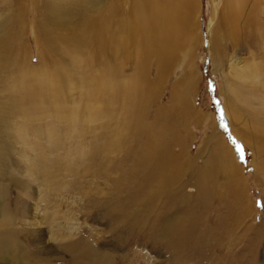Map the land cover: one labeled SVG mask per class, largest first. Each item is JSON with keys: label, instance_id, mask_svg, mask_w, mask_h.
<instances>
[{"label": "rangeland", "instance_id": "1", "mask_svg": "<svg viewBox=\"0 0 264 264\" xmlns=\"http://www.w3.org/2000/svg\"><path fill=\"white\" fill-rule=\"evenodd\" d=\"M17 1L0 0V38L7 36L8 27L24 31L21 40H10L13 49L4 52L9 65L0 71V205L11 214V243L29 250L34 264H79L74 261L76 248L54 241L55 228L63 237L70 231L89 245L96 259L88 264H264V3L255 5L261 28L254 36L242 25L245 14L235 21V44L221 40V70L211 62L217 52L208 49V41L217 21L218 36L223 34V0H169L181 15H190L197 40L193 47H177L170 69L153 85L151 103L135 106L138 113L146 109L140 117L153 122V136L164 135L160 142L166 149L160 148L157 157L167 164L158 166L153 186L139 195L151 215L144 216V205L131 207L123 216L135 213L134 219L121 223L97 207L120 186L124 192L119 198L126 205L134 187L119 177L132 174L128 163L112 167L116 156L129 158L122 149L117 155L111 152L130 137L121 118L107 117L112 110L99 102L96 106L94 89L84 82L67 86L57 105H49L42 94L33 96L43 87L50 93L56 83L68 82L64 77L80 81L52 64L43 72L36 53L43 43L36 37L37 27L59 33L77 24L79 11L69 0ZM255 1L246 2V12ZM143 5L138 1L132 8V0L120 4L132 46L121 57L124 81L140 69L139 75L153 82V44L133 57L137 28L131 21L145 17L140 37L153 41V8L151 2ZM23 54L27 61L21 62V72L27 78L10 66L12 58ZM148 55L149 60L144 58ZM237 67L245 71L239 79L229 73ZM188 73L194 75L192 87L184 81ZM237 86L245 101L227 105V110L225 102L231 103V89ZM180 97L188 103L183 115L174 112ZM90 108L98 109L96 118H89ZM6 216L0 211V225ZM143 218L147 225L139 228ZM153 219L157 221L149 225ZM167 227L168 232L161 231Z\"/></svg>", "mask_w": 264, "mask_h": 264}, {"label": "bare ground", "instance_id": "2", "mask_svg": "<svg viewBox=\"0 0 264 264\" xmlns=\"http://www.w3.org/2000/svg\"><path fill=\"white\" fill-rule=\"evenodd\" d=\"M70 1L72 2L73 7L79 11L77 24L73 26L68 25L66 29H61V31H58L59 33L47 31L45 28H43L44 26L41 25L37 27L36 30L38 35H36V37L39 36V38L43 40V43H40L41 48L36 50V53L38 55L37 59L39 63L44 64L43 72H45V69L49 70L51 68L50 65L52 64L56 69H59L61 74L70 73L72 76L78 77L80 81H75L71 77H64L68 80V82L56 83L52 86L50 93L43 87L39 92L33 94V96L37 97L38 95L37 98H39V96L42 94L45 96V99L49 101L48 104L53 106L57 105L58 102L63 99V97L61 98L60 96L64 95L63 92L66 90L67 86H70L71 88L72 86L80 84L79 82L85 83H82V85L92 86V89H94L93 94L91 95L93 98L92 102H96V106L97 102H99L100 105L107 107L106 109H111L112 113L107 117L113 116L115 118H121L122 125L124 126L122 128L124 133L127 132L130 134L129 138H126L125 140L121 139L122 141H118L117 145L111 150V152L117 155L122 149L129 154V158L124 160L123 158H117L116 156V160H114L115 163H112V167H120L128 163L131 166V168L128 170H131L132 174H120L119 177L126 178V180L132 182L134 185L133 190L129 191L130 194L127 196L128 202H125L126 205L119 198V196L124 192L120 186L115 188L116 191L112 193L113 195L107 198H102L103 202L97 204V207L102 209L103 213L107 215L116 216L118 222L120 220L121 223L123 221H132L135 213L129 217L123 216L125 215L123 213L126 211V209L128 210L131 207H140L141 205H144V210L147 212L144 213V216H150L151 214L148 208L149 206H146L145 202L141 201V197H139V195L144 193L146 190L144 187L153 186L155 179L154 176L157 172L158 166L167 164L164 159L157 157V153L160 152V148H164L165 150L166 147L160 142V138L164 137L163 134L160 133L159 135L158 133L157 135L155 134L156 136H153V122L149 123L147 120H145V122L143 118L140 117L141 113L146 115V109L143 107L144 109H142V112L139 110L138 113V109H136L135 106L139 102L143 104L151 103V99L153 97V85L154 83L159 84V81H161L162 77L165 76L167 71L170 69V63L173 61L172 57H176V51H178L177 47L182 44L188 47L195 46L194 44L196 43L197 36L194 32V25L191 24L190 15H181L179 9L176 10L177 6L170 3L169 0H132V8L136 7L138 1H141V3H143L145 6L150 5L151 2V9L153 8L151 17L153 18V41H147V39H145L146 37H140L143 31L141 30V28H143L142 24L146 23L145 17L142 19L140 15V17L137 19H135L136 17H133L135 20L131 21L134 24L133 29L137 28L135 29V31H137V35L134 36L132 40V44L135 49L133 57L137 56L138 50L142 49L143 51L147 44H153L152 56L154 57V67L156 70L153 76V82L146 78L145 75L141 77V74L139 75V73H141L140 69H135L133 77L124 81V79L121 78L124 66V62H122L123 60L121 57L122 55H125L126 46H131V35H125V22L122 21V18L120 17V4L122 0H109L107 6H104V0H69V2ZM246 2H248V0H223L221 12L227 16L225 23L222 24L223 34L218 36L221 23L219 24V21H217L215 27L212 28L208 41V49H214L217 52L211 57V62L215 68L221 70L223 69V55H221L222 46L220 44L221 40L223 39V41H227V43L229 42L232 45L235 44V38L233 35L236 31V20L246 14L247 18H245V21L242 25L247 30V32L253 36L256 34V29H258L260 26L257 23L259 22L257 20L259 11L255 5L264 3V0H256L248 12L245 11V7L247 6ZM179 3L180 2H178V5ZM151 9L149 8V10ZM127 31L130 30L127 29ZM23 32L22 30L11 31L8 27L7 36L3 37L2 39L0 38L1 72L4 67L9 65V61L6 57L8 54L5 55L4 52L12 51L13 45L11 44L10 40H21ZM35 44L36 46L39 45L37 41ZM218 46L221 50L218 48ZM150 50L151 49L147 51ZM148 57L149 55L144 58L149 60ZM20 58L21 59H18L16 57L14 60L12 58L10 61V66L19 68L21 72L23 70H21V67H24L26 63L25 61H27V55L23 54V56ZM28 60L31 59L28 58ZM96 67L97 69H95ZM243 69L244 67L231 68L229 73H233V75L237 77L238 75H244L245 71ZM21 73V75L26 76H21L22 78H27V73ZM86 73L89 74V76L86 78L88 82L85 81L86 79L83 80L87 76ZM188 75L189 77L184 81H186L185 83L187 86H191V79L194 77V75L192 73H188ZM45 76L50 78L51 84H54V81H52L54 80V77H52L54 76L53 74L48 73ZM61 78H63V76ZM239 78L240 77L238 76V79ZM61 81L63 82V80ZM190 86L187 87V89L192 87ZM237 88H234V91L231 89L232 98H229L231 103L228 100L225 102L227 110H230L227 105L231 106L232 104L231 107H234V103H236V101H245V99L242 97V94L240 93L241 88L239 86H237ZM22 92L23 95H26V91L22 90ZM179 99V103H173L175 106L174 112H176L177 115H183L188 103L186 100H183L184 98L182 99L180 97ZM95 109L90 108L87 111L89 118H96L95 112H97L98 109ZM118 112H120V114ZM159 128L164 129L165 131L166 127ZM155 141H157L160 146L155 143ZM159 169L162 168L160 167ZM231 173H234V171L232 170ZM148 193H150V196H148ZM146 196L152 199L154 198L153 192H147ZM150 205V208H153V203ZM0 207H2L0 210L1 213L7 212L6 218L3 219L4 224L0 225V263L34 264L29 250L24 248L22 249L19 242L11 243L14 232L12 231L13 227L10 228L9 226V223H11V214H9L8 208H3L1 205ZM156 221L157 219H153L152 223L149 225H152L153 222ZM138 223L139 224L137 226L139 228H141V225H147L146 219L144 220V218L143 220L140 219ZM168 228L171 229V227H167L161 231L168 232ZM56 229L57 228H55V231L52 232L54 241L70 247L71 249L76 248L74 250V261L76 260L79 264H88L92 263L94 259H96V255L93 254L94 252L91 249H89L90 247L85 241L73 238V236L69 233L70 231H68L67 235L63 237V235H60L59 231ZM174 238H176V235L173 236V242L174 244H178L177 238ZM13 244L15 248H12ZM175 252V255H177L179 250L175 249ZM109 257L106 255L104 259H109Z\"/></svg>", "mask_w": 264, "mask_h": 264}]
</instances>
